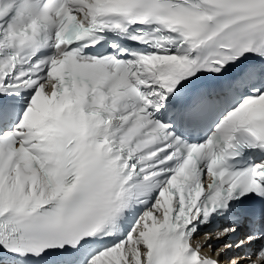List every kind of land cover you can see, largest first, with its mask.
<instances>
[{
    "label": "snow or ice",
    "instance_id": "6c2138e0",
    "mask_svg": "<svg viewBox=\"0 0 264 264\" xmlns=\"http://www.w3.org/2000/svg\"><path fill=\"white\" fill-rule=\"evenodd\" d=\"M0 264H264V0H0Z\"/></svg>",
    "mask_w": 264,
    "mask_h": 264
},
{
    "label": "bare ground",
    "instance_id": "6f19581e",
    "mask_svg": "<svg viewBox=\"0 0 264 264\" xmlns=\"http://www.w3.org/2000/svg\"><path fill=\"white\" fill-rule=\"evenodd\" d=\"M203 240H204V237H201L200 239H199V243H202L203 242ZM206 251H208V249H206Z\"/></svg>",
    "mask_w": 264,
    "mask_h": 264
}]
</instances>
